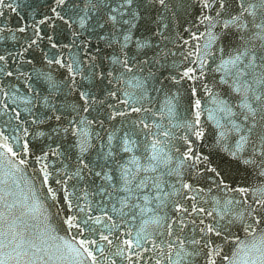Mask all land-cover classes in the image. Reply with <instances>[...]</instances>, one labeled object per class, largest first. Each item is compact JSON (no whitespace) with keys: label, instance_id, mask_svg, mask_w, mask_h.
I'll use <instances>...</instances> for the list:
<instances>
[{"label":"water","instance_id":"obj_1","mask_svg":"<svg viewBox=\"0 0 264 264\" xmlns=\"http://www.w3.org/2000/svg\"><path fill=\"white\" fill-rule=\"evenodd\" d=\"M252 2L4 0L0 5V56L4 57L0 60V131L8 138L7 146L17 154L13 157L0 147V179L7 180L5 187L11 193L7 199L15 205L8 220L36 244L43 240L41 247L50 251L60 248L66 256L49 260L43 252L33 255L29 249L19 262L10 259L8 264H92L80 248V242L86 240H96L104 248L106 260L88 245L100 264H112L113 260L130 264L113 254L123 240L134 238L141 228L151 234V239L143 250L136 249L141 255L138 260L134 257L133 264H157V260L174 264L180 259L176 253L181 241L185 251L199 255L188 256L180 264H208L206 254L210 248L204 245L209 241L220 248L216 264H229L225 256L231 258L242 244H250L259 235L264 223L253 235L244 230L242 222L228 225L223 236L206 234L209 225L215 226L217 221L224 225L218 213L229 200L233 204L228 205L231 211L225 219L233 212L244 211V219L256 227L247 209H260L259 201L264 200L260 168L230 155L238 134L229 131L231 125L223 119L220 124L225 127L209 119V112L217 108L214 99L229 101L239 112L235 105L240 97L220 83L221 73L216 68L241 47V36L250 35L236 26L225 28V22L240 15ZM251 20L245 14L238 23L248 22L251 28ZM254 43L259 46L261 41ZM189 69L194 78L185 77ZM81 93H87L88 99H82ZM134 108L141 111H132ZM223 115L217 113V118ZM164 131L170 135L163 136ZM197 132L202 135L198 137ZM126 134L130 141H136L130 144L131 153L121 150ZM109 136L114 138L111 143ZM251 138L256 142L255 135ZM153 139L163 142L161 146L172 159L163 169L173 171L163 176L168 193L162 197L165 204L156 209L154 202L150 207L155 211L147 216L139 215V209L121 216L112 210L113 204L120 208L119 198L126 195L117 190L121 172L124 167L134 168L129 163L133 155L140 157L142 164L145 162V146ZM4 143L0 137V144ZM82 146L86 149L83 152ZM189 147L196 156L207 159H186ZM241 155L257 163L261 160L259 153L253 156V145H247ZM21 159L26 163L21 164ZM45 165L50 173L47 184L43 183ZM78 170L80 176L75 175ZM185 184L191 187L185 188ZM49 187L56 192L55 200L49 195ZM101 188L105 189L103 195L99 194ZM239 189L247 191L241 193ZM32 192L42 205L39 214H32L27 206L32 203ZM66 193H71V207ZM132 202L143 205L142 200ZM154 215L161 218L160 223L144 225V220ZM258 215L264 218V210ZM72 216L100 217L103 224L89 221L80 234L65 224V218ZM114 224L119 227H112ZM88 227L95 231H88ZM101 234L108 235L112 245L102 240ZM193 240L200 243L193 244ZM153 241L160 247L153 246ZM66 245L80 255L69 253Z\"/></svg>","mask_w":264,"mask_h":264},{"label":"snow or ice","instance_id":"obj_2","mask_svg":"<svg viewBox=\"0 0 264 264\" xmlns=\"http://www.w3.org/2000/svg\"><path fill=\"white\" fill-rule=\"evenodd\" d=\"M124 2L126 4H131L132 0H124ZM3 3L4 0H0V5H3ZM161 3H163V0H161ZM207 6L208 4L205 3V7ZM221 6H223V4ZM245 14L252 17L250 22L251 28L249 27L248 22L238 23L241 21L242 17L245 16ZM112 19L115 20V17H112ZM205 19H207V17H205ZM125 22L127 23V21ZM230 26H236L239 30H246L250 32V35L247 37L241 36V40L243 41L241 47L235 49L234 53H230L226 59H222L216 68V71L221 73L220 83L227 85V87L231 90V93L240 97V102L235 105V107L239 108V112L233 110V105L230 104L229 101L223 98L218 101L214 99V103H217V108L209 112V119L214 120L218 127H225L227 124L231 125V129H229V131L237 133L238 136L235 142V150L231 151L230 155L245 165L256 164L260 168L259 175L264 176V124L260 123V121H264V0H254V2L248 4L247 7H244L240 15L225 22V28ZM252 29H255L256 31H252ZM20 31H24V29L21 28ZM124 39L128 40L129 37L125 36ZM256 40L261 41L259 46L254 43ZM53 46L55 47V45ZM3 59L4 57L0 56V60ZM57 63H59V61H57ZM68 67L70 73L73 72L72 67ZM129 71H131V69H129ZM192 71V69L186 71L184 73L185 77L194 78L190 75ZM8 74L11 75V73ZM137 86L142 87L140 84ZM81 98L87 100L88 94L81 93ZM125 103H129V101H125ZM196 107L198 109L200 107L199 100L196 101ZM132 111H141V109L134 108ZM217 113H223L224 115L218 119ZM258 116L259 121L257 120ZM233 117H242L243 119L241 121L233 119ZM57 119H59V117H57ZM198 119L199 112H197V120ZM220 119H223L226 122V125H221ZM141 123L144 122L141 121ZM145 127H148L147 124H145ZM40 135H43V133H40ZM85 135L87 134L85 133ZM162 135L167 137L170 133L164 131ZM200 135H202V132H197V136L199 137ZM252 135L257 137L256 142L252 140ZM220 136L223 139L225 133L222 131ZM0 137H3L5 141L4 144H0V147H3L6 152L15 157L17 154L7 146L8 138L4 136L3 131H0ZM127 137L128 134L125 136L121 150L126 153H131L133 152V148L130 147V144H136V141H130ZM113 139L114 138L112 136H109V143H111ZM162 143V141L153 139V142L150 145L145 146L146 155L144 157L145 162L143 164L141 163L140 157L133 155L129 163L134 166V168H123L120 175L121 184L117 190L126 193V195L119 198L120 208H117L116 204H113L112 210L114 212H118L121 216H127L133 209H139V215L147 216L149 212L155 211V209L150 207V205L154 202L156 209L161 208V206L165 204V200L162 197H167L168 193L164 190V184L166 181H164L163 176L172 175L173 171L171 169L167 172L163 171V169H167L172 163V159L165 151V148L161 146ZM255 143H258L259 147H255ZM247 145H253V156L257 153L260 154L261 160L259 163H257L255 159L246 158L241 155L246 151ZM24 150L25 152L28 150L27 142L24 144ZM85 150L86 149L82 146L81 151L83 152ZM0 155H2V153H0ZM109 155H111V152ZM185 158L195 159L197 161L207 159V157L202 158L200 156H196L191 147H189L185 153ZM41 159H43V157ZM20 163L25 164L26 161L21 159ZM42 171L44 174L43 183L47 184L50 173H48L46 165ZM211 171L215 172V169H211ZM142 173H151L154 175H142ZM75 175L80 176V171L78 170ZM96 175L100 176L101 173L97 172ZM217 175H219V173H217ZM80 178L83 179L82 176ZM107 179L111 181L112 177L109 176ZM57 182L64 183L62 181ZM221 183H223V181H221ZM6 185L7 180L0 179V264H8L10 259H16L17 262H19V259L22 256L28 255L29 249L33 250V255H38L40 252H43L49 260H52L54 257L65 259L66 256L60 248H55L50 251L47 248L41 247V245L45 243L43 240L40 241V244H36L35 240H33L31 236H25L23 232L16 229L14 221L11 223L9 222L8 215L15 205L8 202L7 198L11 193L8 191L7 187H5ZM224 186L227 188L226 184ZM184 187L189 188L191 186L185 184ZM239 191L241 193H246L247 190L239 189ZM48 192L51 198L55 200L56 192L51 187H49ZM104 192L105 189L101 188L99 194L103 195ZM70 196L71 193H66L65 199L68 202L69 207H71ZM28 199L29 197H26L25 201ZM133 199L136 201L142 200L143 205L139 202L133 203ZM31 200L32 203L27 205L29 207V211L32 214H39L42 205L36 199L35 192H32ZM236 203L238 204L240 201H236ZM259 203L261 205L260 209L255 207L247 209V215L252 221H254L256 227L253 226V223H249L244 219V211H240L239 213L233 212L231 214V218L225 219L226 217H229L231 211L228 208V205L233 204V201L229 200L222 213H218L220 220L225 221L224 225H221L219 221H217L215 226L209 225L207 227L206 234L213 233L216 236H223L228 225L242 222L244 230L249 235H253L257 232L258 227L264 223V218L259 217L258 215L259 211L264 210V200L259 201ZM125 209H128V211H125ZM80 211L83 212L84 209L81 208ZM101 211H103V209H101ZM193 211L202 210L194 208ZM208 215H212V213H208ZM105 218L111 219V217L107 216ZM160 219L161 218L158 215H154L149 217V219L144 220L143 223L144 225L149 223L159 224ZM89 221L97 225L103 224V220L100 217L93 218L89 216L88 219H78L76 216H72L71 218H65V224H67L69 228H76L80 234L85 231L84 226L89 225ZM201 223H203V221H201ZM5 225L7 226L6 228ZM105 227L108 226L105 225ZM112 227H119V225L114 224ZM87 230L90 232L95 231L90 227H88ZM110 233L111 228H109V234ZM169 235H171V232H169ZM100 238L106 241L108 245H112L113 243L112 240L109 239L108 235L101 234ZM150 239L151 234L145 233L144 228H141V230L136 233L134 238L123 240L118 251L113 255L119 256L121 259H127L130 261V264H133L134 257L138 260L141 255V253L136 252V249L143 250V245L147 244ZM192 243L199 244L200 241L193 240ZM88 245L99 252L100 256L104 257L105 260L107 259L104 248L99 246L96 240L81 241L80 248H82L84 252H87L88 258L91 259L92 264H100V260H98L94 253L89 250ZM180 245V250L176 253L180 259L176 260L174 264H180V260H184L188 256L199 255V252L185 251L183 241L180 242ZM153 246L160 247V245L155 241H153ZM171 246L172 245L170 244L169 247ZM204 246L210 248V251L206 254L208 264H216L215 257L220 255V248L218 246L213 247L211 245V241L206 242ZM65 247L69 248V253L75 251L77 257L80 255L78 250L71 249L67 245ZM149 250H151V248ZM181 253H183V255H181ZM241 253H243V255H241ZM224 259L228 260L229 264H264V229L259 231V235L255 236L250 244H242L233 253L231 258L225 256ZM112 264H116V261L113 260ZM157 264H160L159 260H157Z\"/></svg>","mask_w":264,"mask_h":264}]
</instances>
